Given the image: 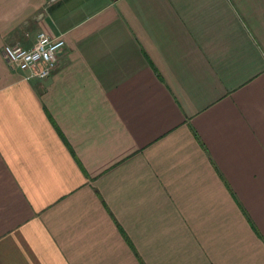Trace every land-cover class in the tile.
<instances>
[{
    "label": "crops",
    "instance_id": "crops-1",
    "mask_svg": "<svg viewBox=\"0 0 264 264\" xmlns=\"http://www.w3.org/2000/svg\"><path fill=\"white\" fill-rule=\"evenodd\" d=\"M0 264H264V0H0Z\"/></svg>",
    "mask_w": 264,
    "mask_h": 264
},
{
    "label": "built area",
    "instance_id": "built-area-1",
    "mask_svg": "<svg viewBox=\"0 0 264 264\" xmlns=\"http://www.w3.org/2000/svg\"><path fill=\"white\" fill-rule=\"evenodd\" d=\"M65 46L62 36L51 37L40 31L29 47L5 44L2 52L6 61L23 79L42 80L57 68V54Z\"/></svg>",
    "mask_w": 264,
    "mask_h": 264
}]
</instances>
